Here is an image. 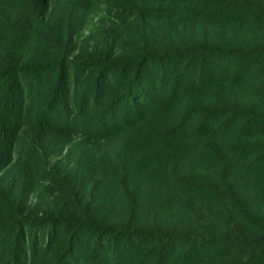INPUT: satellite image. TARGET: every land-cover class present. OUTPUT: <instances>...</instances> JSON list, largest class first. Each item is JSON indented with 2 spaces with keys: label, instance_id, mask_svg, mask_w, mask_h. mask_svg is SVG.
<instances>
[{
  "label": "trees",
  "instance_id": "trees-1",
  "mask_svg": "<svg viewBox=\"0 0 264 264\" xmlns=\"http://www.w3.org/2000/svg\"><path fill=\"white\" fill-rule=\"evenodd\" d=\"M0 264H264V0H0Z\"/></svg>",
  "mask_w": 264,
  "mask_h": 264
},
{
  "label": "rangeland",
  "instance_id": "rangeland-1",
  "mask_svg": "<svg viewBox=\"0 0 264 264\" xmlns=\"http://www.w3.org/2000/svg\"><path fill=\"white\" fill-rule=\"evenodd\" d=\"M111 16V14H108L106 12V9L104 6H101L100 9H98L95 14L92 16L91 20L89 21V24L87 26L86 31L83 33V38H90L97 30L104 29L107 22V17Z\"/></svg>",
  "mask_w": 264,
  "mask_h": 264
}]
</instances>
